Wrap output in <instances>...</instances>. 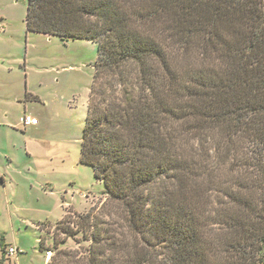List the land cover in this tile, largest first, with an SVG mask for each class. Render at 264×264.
<instances>
[{"label": "trees", "instance_id": "trees-1", "mask_svg": "<svg viewBox=\"0 0 264 264\" xmlns=\"http://www.w3.org/2000/svg\"><path fill=\"white\" fill-rule=\"evenodd\" d=\"M25 26L97 45L79 162L105 200L46 264H264V0H27Z\"/></svg>", "mask_w": 264, "mask_h": 264}, {"label": "rangeland", "instance_id": "rangeland-1", "mask_svg": "<svg viewBox=\"0 0 264 264\" xmlns=\"http://www.w3.org/2000/svg\"><path fill=\"white\" fill-rule=\"evenodd\" d=\"M26 9L27 0H0V234L19 250L10 257L0 245V264H46V249L56 251L47 230L67 209L105 200L103 182L79 162L97 45L26 30ZM25 114L39 124L24 127ZM88 243L59 247L83 253Z\"/></svg>", "mask_w": 264, "mask_h": 264}, {"label": "built area", "instance_id": "built-area-1", "mask_svg": "<svg viewBox=\"0 0 264 264\" xmlns=\"http://www.w3.org/2000/svg\"><path fill=\"white\" fill-rule=\"evenodd\" d=\"M1 30H3V26L0 24V31H1ZM22 120H23V123H24L25 125H34V124H36V123L38 122V120H37L36 117H34V116H32V115H29V114H25V115L22 117ZM5 253H6L7 256L12 257V256L17 255V254L19 253V250H18V248H15L14 246L11 245V246H8V247L6 248ZM51 254H52L51 250H46V251H45V255H46V257H47L48 259L51 257Z\"/></svg>", "mask_w": 264, "mask_h": 264}, {"label": "crops", "instance_id": "crops-1", "mask_svg": "<svg viewBox=\"0 0 264 264\" xmlns=\"http://www.w3.org/2000/svg\"><path fill=\"white\" fill-rule=\"evenodd\" d=\"M26 94H28L29 96H31L32 98H36L37 99V96H35L34 94H32V93H26ZM23 117V116H22ZM35 117V116H34ZM38 120V119H37ZM21 121V123H22V125L24 126V127H26L27 125H25L24 123H23V120L21 119L20 120ZM37 124H39V121L36 123V124H34V125H37Z\"/></svg>", "mask_w": 264, "mask_h": 264}]
</instances>
